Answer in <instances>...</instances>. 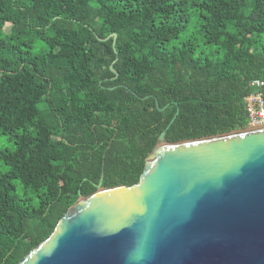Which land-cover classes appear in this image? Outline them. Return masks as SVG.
<instances>
[{
  "label": "trees",
  "instance_id": "1",
  "mask_svg": "<svg viewBox=\"0 0 264 264\" xmlns=\"http://www.w3.org/2000/svg\"><path fill=\"white\" fill-rule=\"evenodd\" d=\"M253 92L264 103V0H0V135L15 146L0 153V264L93 194L102 163L103 188L134 185L173 117L167 143L243 129Z\"/></svg>",
  "mask_w": 264,
  "mask_h": 264
},
{
  "label": "water",
  "instance_id": "2",
  "mask_svg": "<svg viewBox=\"0 0 264 264\" xmlns=\"http://www.w3.org/2000/svg\"><path fill=\"white\" fill-rule=\"evenodd\" d=\"M174 120L136 184L103 188L102 163L18 264H264V126L167 143Z\"/></svg>",
  "mask_w": 264,
  "mask_h": 264
},
{
  "label": "built area",
  "instance_id": "3",
  "mask_svg": "<svg viewBox=\"0 0 264 264\" xmlns=\"http://www.w3.org/2000/svg\"><path fill=\"white\" fill-rule=\"evenodd\" d=\"M251 85L259 87L261 83L254 81ZM244 107L248 117V125L264 126V103L259 93H253L244 98Z\"/></svg>",
  "mask_w": 264,
  "mask_h": 264
},
{
  "label": "rangeland",
  "instance_id": "4",
  "mask_svg": "<svg viewBox=\"0 0 264 264\" xmlns=\"http://www.w3.org/2000/svg\"><path fill=\"white\" fill-rule=\"evenodd\" d=\"M8 31V26H6V28L4 29V32L6 33ZM182 39H184V37H182ZM253 127H256V126H250V125H247L246 129L247 128H253ZM15 146H14V143L13 141H10L9 140V136H6V135H0V153L5 151V150H9V151H12L14 150ZM9 171V167L6 166L2 160L0 159V174H5ZM15 184H16V194L20 197H22V189L21 187L19 186V182H16L14 181Z\"/></svg>",
  "mask_w": 264,
  "mask_h": 264
},
{
  "label": "crops",
  "instance_id": "5",
  "mask_svg": "<svg viewBox=\"0 0 264 264\" xmlns=\"http://www.w3.org/2000/svg\"><path fill=\"white\" fill-rule=\"evenodd\" d=\"M253 93H258V92H253ZM253 93H252V94H253ZM243 100H244V99H243ZM243 102H244V101H243Z\"/></svg>",
  "mask_w": 264,
  "mask_h": 264
}]
</instances>
